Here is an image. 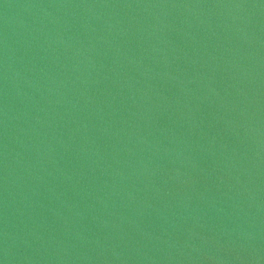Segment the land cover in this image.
Here are the masks:
<instances>
[{
    "label": "water",
    "instance_id": "1",
    "mask_svg": "<svg viewBox=\"0 0 264 264\" xmlns=\"http://www.w3.org/2000/svg\"><path fill=\"white\" fill-rule=\"evenodd\" d=\"M0 264H264V0H0Z\"/></svg>",
    "mask_w": 264,
    "mask_h": 264
}]
</instances>
